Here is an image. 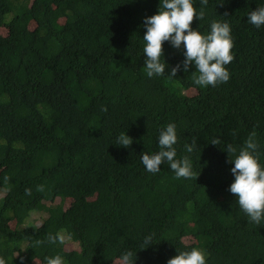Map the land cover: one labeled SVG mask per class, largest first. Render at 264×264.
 <instances>
[{
  "label": "trees",
  "instance_id": "obj_1",
  "mask_svg": "<svg viewBox=\"0 0 264 264\" xmlns=\"http://www.w3.org/2000/svg\"><path fill=\"white\" fill-rule=\"evenodd\" d=\"M159 4L0 0V257L8 264H44L57 253L67 264H120L127 250L136 264H167L193 247L208 253L206 264H264V221L247 222L228 191L234 157L225 151L255 130L264 154V26L248 22L264 0H208L204 18L194 17L203 33L227 19L235 41L229 81L206 88L194 83V64L167 77L185 58L183 44L164 42L166 76L147 77L143 21ZM169 123L177 158L190 157L197 179L142 164ZM120 133L130 147L116 145ZM215 137L221 145L210 144ZM48 233L65 242L32 247ZM152 233L154 244L141 249Z\"/></svg>",
  "mask_w": 264,
  "mask_h": 264
},
{
  "label": "clouds",
  "instance_id": "obj_2",
  "mask_svg": "<svg viewBox=\"0 0 264 264\" xmlns=\"http://www.w3.org/2000/svg\"><path fill=\"white\" fill-rule=\"evenodd\" d=\"M201 7H194V0H160L158 12L152 16L145 17L143 26L146 32L143 36L145 45L143 48L144 68L147 77L166 76L165 70L169 65L165 61L163 44L169 42L173 48L179 49L183 44L184 60L176 66L171 67L169 79H174L180 70L188 72L191 65H195L198 75H194V83L200 87H216L227 83L230 72L227 65L231 63L235 54L232 51L235 45L232 36L231 25L227 19L214 20L210 24V31L203 33L193 29L191 24L194 17L202 20L205 16L204 8L208 0H200ZM225 16L228 13L224 14ZM248 22L257 28L264 26V6H259L248 14ZM106 110V109H104ZM235 134V133H234ZM179 135L175 123H169L166 128L159 132V150L152 154L143 152L141 162L146 171L158 173L162 164H167L175 173L176 179H197L199 174L194 171L193 162L189 156L177 158L176 145ZM222 141L215 137L210 141L212 145H221ZM133 144V138L127 133H120L116 145L125 148ZM197 145L194 139L191 144H186L185 149L192 153ZM228 156L234 159L228 160L234 164L230 169L235 177L228 191L235 195L240 209L248 217L249 223L260 225L264 221V163H261L262 154L259 151L257 133L251 131L244 140L242 146L226 144ZM10 177L5 176L4 182L8 184ZM10 190V187H9ZM38 192L44 191L43 185H38ZM32 189L26 188L25 195L31 196ZM155 233L147 235L141 245L146 249L153 245ZM65 236L60 233H48L46 240L36 239L32 247H39L45 243L63 244ZM178 251V255L167 260V264H206L208 253L198 247L190 251ZM18 255V254H17ZM23 258H21L22 260ZM138 257L133 251L127 250L119 257L120 264H136ZM0 264H8L4 257H0ZM44 264H67L65 258L57 253L54 256H46Z\"/></svg>",
  "mask_w": 264,
  "mask_h": 264
},
{
  "label": "rangeland",
  "instance_id": "obj_3",
  "mask_svg": "<svg viewBox=\"0 0 264 264\" xmlns=\"http://www.w3.org/2000/svg\"><path fill=\"white\" fill-rule=\"evenodd\" d=\"M57 201H59V199H58ZM35 216H37V217H38V215H37V214H35ZM38 218H39V217H38ZM61 232H62V233H67L65 229H62V230H61Z\"/></svg>",
  "mask_w": 264,
  "mask_h": 264
}]
</instances>
